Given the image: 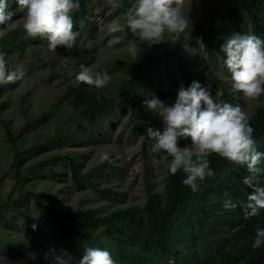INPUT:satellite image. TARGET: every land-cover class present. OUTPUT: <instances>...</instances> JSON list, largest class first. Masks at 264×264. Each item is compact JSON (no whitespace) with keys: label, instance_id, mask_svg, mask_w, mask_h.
Wrapping results in <instances>:
<instances>
[{"label":"trees","instance_id":"obj_1","mask_svg":"<svg viewBox=\"0 0 264 264\" xmlns=\"http://www.w3.org/2000/svg\"><path fill=\"white\" fill-rule=\"evenodd\" d=\"M223 1V8L215 20L207 24L197 23L189 34L183 32L178 41L169 40L165 34L166 42L151 48L141 45L143 51L136 60L117 59L112 71L117 73L111 76L110 86L97 89L84 83L78 84L76 80L70 81L45 107L40 108L38 114L26 115L23 112L25 121L21 129L53 115L54 132L50 138L42 142L30 141L27 146L19 147V140L8 126L9 120L0 115V123L5 126L9 140L10 163L14 169L9 196L0 200V217L6 216L8 210L17 211L28 230L32 234L36 233L37 224L18 206L21 198L30 193L53 227L61 248L74 258L73 264L89 247L109 251L116 264H264V246H252L257 229H264V209L257 216L244 217L241 205L247 202L248 194L253 191L243 183L249 173L246 167L238 166L219 155L209 156L214 175L198 180V191L193 192L182 183L185 173L179 170L175 175L166 174L167 169L162 163L166 156L155 153L164 174L163 190L148 188L143 204L135 203L106 212L102 206L90 205L84 198L79 199L74 208L54 205L47 200L55 198L54 194L44 190H29L27 183L29 175L40 172L44 167L56 178L69 171L75 186L87 181L99 193L112 192L117 195L118 192L109 187H98L90 171L81 170L83 153L73 149V142L100 125L116 107H129L125 131L133 139L142 133L146 140V125L155 120V113L133 102L139 96V88L147 85L152 88L156 98L169 106L174 104L177 89L158 86L154 84L153 78L162 63L170 58L180 59L185 44L193 45L207 66L219 60L224 63L226 55L221 45L233 34L255 35L264 40V0ZM79 4V10L72 14L73 22L80 18L91 26L92 21L87 15L89 1L79 0ZM28 39L34 38H26L17 28L0 38V52L6 54L8 67ZM91 72L103 71L96 68ZM183 73L184 86L195 81L194 71L184 69ZM215 79L221 85V102L238 106L234 90L227 88L225 80L216 76ZM13 84L0 86V111L6 101L1 96L2 91ZM24 98L25 92L22 91L19 101L23 103ZM248 114L257 150L264 153V102L256 105ZM53 141H66L69 145L61 148L63 152H51L26 164L28 159L38 151H45L47 143ZM258 167L264 169V159ZM255 183L264 187V171L257 175ZM14 190L17 193L11 197ZM227 199H231L237 207L225 209L223 205ZM33 224L36 225L35 230ZM219 238H223V242ZM15 241L9 234L0 236L1 244L8 248ZM16 252L22 258L13 264H53L51 258L46 261L38 253L28 254L18 249Z\"/></svg>","mask_w":264,"mask_h":264},{"label":"rangeland","instance_id":"obj_2","mask_svg":"<svg viewBox=\"0 0 264 264\" xmlns=\"http://www.w3.org/2000/svg\"><path fill=\"white\" fill-rule=\"evenodd\" d=\"M88 1L87 15L92 25L85 24L80 18L73 22V30L79 35L71 51L63 47L50 51L46 39L41 37L28 39L8 67L9 71L24 72V76L12 86L3 89L1 95L6 101L0 115L9 120L8 126L16 135L17 141L19 140V147L27 146L30 141L42 142L45 138H50L54 132L53 115L45 121L21 129L25 121L23 112L26 115L38 114L40 108L45 107L68 82L76 80L75 77L81 70V66L90 71L101 68L111 77L116 72L112 73L116 60H132L133 57L128 52L129 47L133 43L137 45L141 43L137 36L125 28L123 33L116 34L121 37V43L112 47L108 46V40L112 38L107 31L108 25L114 21L124 24L126 15L134 10L136 0H125V3L123 0H115L117 6H113V0ZM223 5V0H186L182 14L189 19V28L184 33L189 34L197 23L207 24L215 20ZM6 11H12L14 15L9 24L0 25V38L14 28L26 35L22 31L24 13L18 11L16 0H8ZM200 51L203 52L202 49ZM108 68H110L109 71H107ZM184 69L194 71L195 81L201 86H206L217 102H221V85L215 76L225 80L227 88L233 89L231 74L225 64L219 60L215 64L210 63L206 66L199 52L189 43L184 45L179 60L170 58L161 64L153 82L164 88L177 89L174 94L176 101L179 88L183 86L187 89L190 86L189 83L185 86L182 83ZM110 85L109 82L107 86ZM22 91L25 92L23 103L19 101ZM138 92L139 96L133 102L134 105H143L145 99H151L154 96L152 88L147 85L141 86ZM234 95L238 106L246 113L252 112L256 105L264 102V94L257 100H248L242 93L235 90ZM128 114L129 107H116L100 125L73 142V149L83 153L81 170L90 171V176L94 178L98 187H109L118 192L117 195L112 192L99 193L87 181L75 186L69 171L64 176L56 178L44 167L40 169V172L29 175L27 179L29 190H44L54 194L55 198H47L48 202L66 208L76 207L79 199L84 198L90 205L102 206L105 212L135 203L143 204L148 188L163 190L164 174L155 153L151 151V145L155 141L149 136L144 140L142 133L133 139L124 128ZM154 116L155 120L148 123L146 129L163 131L162 118L156 113ZM67 144L69 145L66 141L49 142L45 151H38L27 160L26 164L51 152H63L61 148H65ZM179 146L190 147V138L180 139ZM10 152L5 126L0 123V200L9 196L13 181L14 169L10 163ZM103 153L109 154L110 162H100V156ZM160 154L166 156V153L162 151ZM16 193L17 191L14 190L11 197H14ZM18 206L38 227L36 233L32 234L17 211L8 210L9 216L0 217V236L9 234L16 239L10 248L0 242V264H13L21 260L22 256L16 252V249L43 256L51 248L61 249L53 227L30 193L21 198ZM219 241L223 242V238H219Z\"/></svg>","mask_w":264,"mask_h":264},{"label":"clouds","instance_id":"obj_3","mask_svg":"<svg viewBox=\"0 0 264 264\" xmlns=\"http://www.w3.org/2000/svg\"><path fill=\"white\" fill-rule=\"evenodd\" d=\"M17 9L24 13L23 30L26 38L41 37L47 40L50 51L58 47L71 51L79 33L74 31L72 13L80 8L79 0H16ZM186 0H136L135 8L125 17V23L114 21L107 31L112 35L108 46L121 43L117 33L125 28L139 38V45L133 43L129 54L136 60L143 51L141 44L151 48L168 39L175 42L189 28V19L182 14ZM113 6L115 0H113ZM8 0H0V25L12 21L14 13L6 11ZM221 50L225 53L224 61L231 79L232 88L243 94L248 100H257L264 94V40L255 35L233 34ZM6 54L0 52V86L15 83L24 76L23 71H9ZM77 83H84L102 89L110 82L107 72H91L81 66L75 77ZM143 105L162 118L163 131L147 129V134L154 139L151 151L164 152L162 160L166 174L175 175L179 170L185 173L182 183L193 192L198 191V180L214 175L210 168L209 156L219 155L222 158L246 167L249 175L243 183L253 191L248 194L247 202L241 205L246 219L257 216L264 209V187L255 183L257 175L264 169L258 167L264 159L259 152L257 142L253 139L254 129L249 121L250 116L239 106L221 103L213 99L209 89L192 81L185 89L181 86L177 99L169 106L153 96L145 99ZM189 146H179L180 139H189ZM170 157L171 159H168ZM110 162L108 153L100 156V162ZM223 207L233 210L237 204L227 199ZM32 228L35 230L36 225ZM253 248L264 246V229H257ZM53 264H73L74 258L65 249L51 248L44 254ZM75 264H116L111 253L105 249L89 247Z\"/></svg>","mask_w":264,"mask_h":264}]
</instances>
